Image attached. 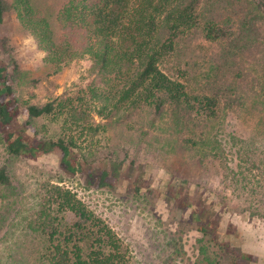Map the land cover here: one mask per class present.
Wrapping results in <instances>:
<instances>
[{"label": "trees", "instance_id": "16d2710c", "mask_svg": "<svg viewBox=\"0 0 264 264\" xmlns=\"http://www.w3.org/2000/svg\"><path fill=\"white\" fill-rule=\"evenodd\" d=\"M11 16L44 53L51 74L87 56L93 87L109 82L116 87L110 99L90 87L86 106L78 103L83 97L76 102L67 95L42 104L21 103L16 94L21 67L0 32L5 56L0 59V132L8 155L36 161L54 153L66 176L79 174L87 187L112 189L117 177L81 161L71 132L92 139L107 127L96 123L93 113L110 121L137 112L148 120L138 143L161 123L173 130L162 145L196 151L199 166L208 161L219 169L231 162L232 177L224 186L264 181V163L244 149L254 142L235 125L236 118L250 117L264 134V0H64L49 18L31 0H0V26ZM95 99L102 103L96 105ZM44 118H64L61 133L40 138L35 130L27 132ZM141 182L135 184L138 190L144 189ZM0 187L13 188L5 167L0 168ZM38 192L41 205L25 224L45 239L25 245L30 256L15 264H134L114 232L68 189L47 183ZM175 200L180 208L188 207L186 195ZM209 214L206 222L193 218L211 244L206 264L256 262V256L219 241L220 216L214 210ZM173 248L174 259H182L177 244Z\"/></svg>", "mask_w": 264, "mask_h": 264}, {"label": "rangeland", "instance_id": "374dc122", "mask_svg": "<svg viewBox=\"0 0 264 264\" xmlns=\"http://www.w3.org/2000/svg\"><path fill=\"white\" fill-rule=\"evenodd\" d=\"M63 1L31 0L47 18L55 15ZM0 32L21 67V84L16 87L21 103L42 104L57 95H67L76 102L83 97L78 103L86 106L91 101L90 87L106 93L105 98H113L115 83L94 87L91 84V61L87 56L51 74L44 53L15 16L0 26ZM0 59H5L4 54H0ZM94 103L102 102L95 99ZM93 115L96 123L107 127L92 139L80 136L78 130L71 132L78 143L75 152L93 170L101 167L117 177L118 185L112 189L87 187L79 174L66 176L58 167V156L54 153L36 161L8 155L0 132V168H6L13 183L12 189L0 187V264L27 260L30 252L24 246L43 244L45 236L27 230L25 217L38 210L41 205L38 189L47 183L68 189L100 218L127 248L134 264H206L204 260L212 252L207 248L209 238L197 230L198 223L193 218L201 217L206 222L210 210L220 216L219 241L228 248L236 247L256 256L253 264H264V181L224 186L232 177L231 162L219 169L208 161L205 166H199L196 157L200 156H195L196 151L162 145L173 130L163 129L161 123L142 138L143 144L138 143L140 131L147 125L146 114L121 113L118 120L110 121ZM239 119L236 118V129L249 143L254 142L245 145V151L250 148L252 159L264 163L263 130L250 117L242 116L240 122ZM63 121L64 118L40 119L27 132L32 135L36 131L40 138H54L61 133ZM226 150L234 153L232 149ZM228 158L235 161L231 156ZM140 179L142 190L135 186ZM177 195L189 199L185 210L176 204ZM175 244L183 253L180 260L173 256Z\"/></svg>", "mask_w": 264, "mask_h": 264}, {"label": "flooded vegetation", "instance_id": "af4514ba", "mask_svg": "<svg viewBox=\"0 0 264 264\" xmlns=\"http://www.w3.org/2000/svg\"><path fill=\"white\" fill-rule=\"evenodd\" d=\"M235 234H237L236 230L234 231ZM253 264V263H252Z\"/></svg>", "mask_w": 264, "mask_h": 264}]
</instances>
